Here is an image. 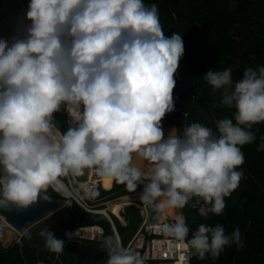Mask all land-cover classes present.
Returning a JSON list of instances; mask_svg holds the SVG:
<instances>
[{"label":"clouds","instance_id":"9594fccd","mask_svg":"<svg viewBox=\"0 0 264 264\" xmlns=\"http://www.w3.org/2000/svg\"><path fill=\"white\" fill-rule=\"evenodd\" d=\"M25 18L11 44L0 39V208L49 200L47 190L60 177L93 169L132 192L142 185L139 198L157 221L194 198L204 205L201 214H222L244 176L237 170L245 162L241 146L255 141L250 129L264 122V67L247 68L235 83L231 68L207 72L204 79L223 89L221 102L234 117L216 120L215 132L193 123L182 136L173 128L165 137L162 121L175 108L185 48L178 32L164 35L156 4L30 0ZM62 110L70 118L66 131L55 122ZM134 157L151 168L142 171ZM189 231L183 218L163 225L165 235L186 240L201 259L244 246L239 228L229 235L220 224H201L186 239ZM24 235L32 238L28 230ZM40 235L50 252L63 251L65 241L54 232ZM103 244L106 264H144L119 238Z\"/></svg>","mask_w":264,"mask_h":264},{"label":"trees","instance_id":"16d2710c","mask_svg":"<svg viewBox=\"0 0 264 264\" xmlns=\"http://www.w3.org/2000/svg\"><path fill=\"white\" fill-rule=\"evenodd\" d=\"M144 3L158 6L166 37L178 32L184 41L185 51L173 92L175 108L166 114L163 122L175 126L181 136L183 130L193 123H200L215 132V121L233 118L235 109L222 104L223 89L214 90L204 76L209 71L231 68L235 83L242 79L247 68L264 67V0H144ZM56 122L61 131H66V112H58ZM250 130L256 139L241 146L245 162L237 169L244 176L239 187L225 197L222 214L209 212L202 215L200 208L204 205L193 206L190 202L183 209H174L184 215L190 230L187 239H191L192 233L201 224L213 227L220 224L229 235L239 228L244 246L239 250L235 244L226 246L218 258L209 256L212 263L264 264V150H257L264 143V122L254 124ZM142 187L132 192L125 184L107 177L95 190V199L99 201L140 193ZM47 192L57 199H63L51 186ZM123 210L129 218L136 219L137 225L142 222L137 208L130 206ZM53 215L55 222L46 229L54 232L58 239L67 241L65 233L68 229L104 226L102 218L108 225L104 240L109 236L116 238L110 222L103 215L87 212L76 203ZM40 233L30 232L31 239L24 235L21 244L14 243L9 248H5L0 241V264H70L62 252L52 253L45 247ZM121 239L123 241L122 236ZM103 241L102 249L107 254ZM196 262L194 259L193 264Z\"/></svg>","mask_w":264,"mask_h":264},{"label":"built area","instance_id":"2783aa9c","mask_svg":"<svg viewBox=\"0 0 264 264\" xmlns=\"http://www.w3.org/2000/svg\"><path fill=\"white\" fill-rule=\"evenodd\" d=\"M66 116L68 122L70 118L67 113ZM90 172V178L86 181H79L76 176L71 175L66 176L65 179L63 176L59 178L70 188V196L63 195L56 190L53 185L51 187L54 188L63 199L70 201L69 206L76 203L87 212L103 215L105 219L110 222L115 237L119 238L123 246L124 243L109 208L113 205H120L123 208L130 206L137 208L141 215L142 223L133 239L124 247L131 248L137 252L144 260V264H193L194 255L192 250L187 246L186 240H176L175 238L165 235L163 232V225L165 223H175L180 218L184 219V215L177 213L173 209L172 212L165 211L162 218L157 221L154 219L155 213L152 215L153 211L141 202L139 198L140 193H130L97 201L93 193L102 185L103 179L101 176L97 175L95 170L90 169ZM67 233L71 235V239L68 238L65 243L72 242L81 244L86 240L90 242H100V237H103L104 240L105 229L101 225H94L68 229ZM23 236L24 234L16 236V238L13 239L14 243L21 244ZM141 238L145 239L142 248L137 246ZM57 257H59V255H57ZM107 259L108 255L106 254L104 259L100 261L101 264H106ZM38 264L45 263L40 262Z\"/></svg>","mask_w":264,"mask_h":264},{"label":"water","instance_id":"95a60500","mask_svg":"<svg viewBox=\"0 0 264 264\" xmlns=\"http://www.w3.org/2000/svg\"><path fill=\"white\" fill-rule=\"evenodd\" d=\"M5 5V1L0 0V11H4ZM46 194L49 196V200L39 199L37 203L33 204L27 209L17 210L15 208H0V223L5 220L20 234H24L25 230L29 231V229L35 226L42 218L47 217L66 206H69L65 204V199H57L48 192ZM190 203L193 206H199L203 204L202 202L198 203L195 198L190 201ZM102 240L103 237H100L101 242ZM0 241L5 248H9L13 244L12 241L6 243L1 238ZM144 241L145 239L141 238L137 243V246L142 248ZM76 249L77 264H97L102 259H104L106 255V252L95 244H76ZM194 259L197 260L196 255H194ZM200 261L202 264H217V262L212 263L208 255H206L205 258L201 259Z\"/></svg>","mask_w":264,"mask_h":264},{"label":"rangeland","instance_id":"374dc122","mask_svg":"<svg viewBox=\"0 0 264 264\" xmlns=\"http://www.w3.org/2000/svg\"><path fill=\"white\" fill-rule=\"evenodd\" d=\"M1 13V12H0ZM1 15V14H0ZM2 16V15H1ZM1 18V17H0ZM162 126H163V130L165 133V137L168 135V133L175 128L176 129V134L178 135L177 132V128L173 125L169 126L166 125L163 121H162ZM133 164L135 166H138L141 168L142 171L147 172L150 168H151V163L149 161L140 159V158H136L134 157L133 159ZM88 169H86V171H84V174L81 176H76L77 179L79 181H84L86 180V178L88 177ZM124 208H118L117 212L118 215L114 214V212L110 211L116 226L118 227V230L123 238V242H124V246H126L132 239L133 236L135 235V233L137 232L138 227L141 225L142 222H140L137 225L136 219L133 218H129L127 215H125V212L123 210ZM186 209V208H185ZM201 213V212H200ZM54 214V213H53ZM51 214L47 217L42 218L41 220H39V222L33 226L29 232L31 233H35V232H41L46 230V228H48L49 226L53 225L55 222V216ZM152 215H154V212H152ZM203 215V214H202ZM102 218V222H103V227L104 229H108V225L106 223V221ZM109 234V231H108ZM85 244H97L99 246L100 249L103 248L102 242L98 241V242H90L88 240L84 241ZM77 249H76V244L75 243H69L68 245L65 244L64 249L62 251V256L65 257L66 259L69 260L70 264H77ZM197 258V263L196 264H202L201 263V258H199L198 256H196ZM71 261V262H70ZM97 264H101V262L97 263Z\"/></svg>","mask_w":264,"mask_h":264},{"label":"bare ground","instance_id":"6f19581e","mask_svg":"<svg viewBox=\"0 0 264 264\" xmlns=\"http://www.w3.org/2000/svg\"><path fill=\"white\" fill-rule=\"evenodd\" d=\"M5 9L0 11V39H4L11 44L13 37L17 36L22 28V25L28 23L26 20V12L28 10V4L30 0H4ZM91 172L89 169V175L86 180L90 178ZM103 182L107 177H102ZM85 180V181H86ZM53 186L56 190L65 196H70L71 190L68 185L59 179L58 182L54 183ZM66 205H70V201L66 200ZM121 208L120 205H113L109 208L110 211L118 215L117 209ZM166 212H172L173 209H167ZM20 233L10 226L5 220L0 223V238L8 243L12 241Z\"/></svg>","mask_w":264,"mask_h":264},{"label":"crops","instance_id":"0c3cea01","mask_svg":"<svg viewBox=\"0 0 264 264\" xmlns=\"http://www.w3.org/2000/svg\"><path fill=\"white\" fill-rule=\"evenodd\" d=\"M182 214V213H181ZM183 215V214H182ZM95 245H97V244H95ZM98 246V245H97ZM99 247V246H98Z\"/></svg>","mask_w":264,"mask_h":264}]
</instances>
